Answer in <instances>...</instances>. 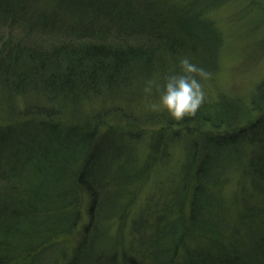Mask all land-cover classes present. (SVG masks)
<instances>
[{
	"label": "trees",
	"instance_id": "1",
	"mask_svg": "<svg viewBox=\"0 0 264 264\" xmlns=\"http://www.w3.org/2000/svg\"><path fill=\"white\" fill-rule=\"evenodd\" d=\"M191 1L181 6L147 0L133 9L126 3L120 7L118 0H82L84 6L79 0H0V26L12 30L17 25L29 35L26 40L0 38V116L14 110L11 100L17 103L16 97L26 95L15 111L36 115L0 127V264H33L25 260L36 259L32 255L57 235L75 234L83 193L89 197L87 226L92 225L94 237L90 251L75 247L67 264H264V78L248 101L238 96L203 102L194 115L179 120L165 110L168 125L195 128L179 184L166 192L158 189L144 213L130 221L128 245L122 241L124 226L112 236L108 222L125 225L122 200L127 189L131 195V188L146 180L164 145L160 135L154 138L147 157L139 161L124 134L104 129L108 110L119 112L126 122H141L139 114L121 102L143 98L146 81L178 71V60L186 54L214 68L222 36L204 11L224 0ZM253 3L264 12V0ZM43 5L81 13L76 24L54 26L50 12L41 16L44 21L32 19L46 11ZM39 22L38 31L45 33L39 31L42 36L36 37L30 30ZM101 98L106 102L100 100L105 104L94 117L63 125L50 120L67 115L84 100ZM31 104L45 106L38 110ZM252 110L258 113L248 120ZM150 114L156 113H145ZM155 120L158 116L146 119ZM243 120L246 123H240ZM128 131V138L142 135L135 126ZM234 168L258 186L243 198L246 210L230 225L225 203L214 189ZM255 226V238L241 235V230Z\"/></svg>",
	"mask_w": 264,
	"mask_h": 264
},
{
	"label": "rangeland",
	"instance_id": "2",
	"mask_svg": "<svg viewBox=\"0 0 264 264\" xmlns=\"http://www.w3.org/2000/svg\"><path fill=\"white\" fill-rule=\"evenodd\" d=\"M32 2V0H30ZM79 6H84L82 0H79ZM119 6H127L130 4L131 7L138 8L143 6L147 0H118ZM258 0H224L221 5H218L213 9H206L204 11V16L213 21L216 28L219 30L222 40L221 46L218 50V55L216 57V62L214 63V68H210L203 63H200L201 66L207 69L210 75L202 80L204 85V89L206 92L205 103H215L220 100V98H233V97H241L245 101H248L249 95L253 94V90L257 86V84L264 78V12L261 11L253 2H257ZM164 2V3H163ZM177 3L181 6L189 5L191 0H160L161 4ZM100 2H98L99 4ZM23 3H20V6ZM193 4H195L193 0ZM11 5V4H10ZM262 5V4H261ZM42 6V5H38ZM70 6V5H67ZM72 6V5H71ZM43 8L46 10L45 12H37L36 18L38 21H44V18L41 16L45 15L47 12L51 13L50 19L53 22L54 26H57L59 22L63 24H76L79 19V13L81 11L74 12L71 9H67L64 6L60 8H56L55 6H45ZM18 9V7H17ZM90 10V9H89ZM89 10L86 14L89 13ZM98 14H101L100 10H98ZM78 12V13H77ZM262 12V13H261ZM85 15V14H84ZM46 16V15H45ZM12 19V16H11ZM56 19V20H55ZM15 24V23H14ZM42 22H39L37 26L30 30L31 33H35L34 36L41 37L39 30L41 28ZM16 25V24H15ZM12 30L6 26H0V38L6 39L8 35H10L13 39L15 37H20L21 39H28L26 33L21 32L22 29L16 25L12 26ZM60 28H64L61 24ZM50 30V28H48ZM50 34H57L55 31ZM58 35V34H57ZM31 39V38H30ZM35 39V38H32ZM42 40V39H41ZM187 55V54H186ZM39 94V93H36ZM156 96L152 95L148 97L143 95V98H137L130 100L131 102H125L123 100L121 104L123 106L129 107L134 111V114H139V117L143 120L141 122L134 121L132 123L126 122L120 116L119 112H111L106 119L108 122L104 129L112 128V132H118L124 134V142L130 146H134L135 148V156L137 159L145 160L149 151L150 142L154 141V138H157L159 135L161 139L164 141V145L160 148L161 154L156 159L155 165L152 167L150 172H148L147 178L145 181L139 182L135 189L132 187V193L129 195V189H127L126 195L122 200V206L127 209L126 214V222L125 225L118 221H108L112 227V236L116 235L117 231L124 226V237L122 236V241L124 244L128 245L129 242V224L130 221L137 219L139 215H142L145 211L146 203L150 198H156L158 194V189L163 192L167 191V188H174L180 182V168L183 164V160L185 158V150L189 148L191 145V139L194 138V135L191 133L195 130L192 125H189L187 128L179 125L177 123L168 125L163 118L162 111H152L148 107V104L154 99ZM32 97V96H30ZM27 98L18 96L16 97L17 103L15 100H11L13 103L14 110L9 114H5V117L0 116V127L5 126L8 122L20 120L26 117H35V113L30 115H26L27 113H31L27 111L25 113L16 112L17 107L22 108ZM123 99V98H122ZM106 102V98L99 99ZM92 100L91 103L86 100L82 101L81 105H77L75 108H69L67 111V115L55 117L54 122H58L60 124L66 123V121H79L82 120L78 117H94L93 114L100 113L102 110L99 109L100 104H105L104 102H99ZM108 101L107 104L108 105ZM38 110L42 109L45 105H34ZM36 107H31L35 109ZM41 107V108H40ZM112 108V107H108ZM32 109V110H33ZM95 112V113H94ZM155 112V115L146 116L145 113ZM258 111L252 110L247 113L248 120H253ZM26 115V116H25ZM41 115V114H39ZM38 115V116H39ZM106 115V113H105ZM158 116V120L155 121H146V119H153ZM97 117V116H96ZM53 122V121H52ZM242 124L246 123V120L240 122ZM135 126L141 132V136L137 139L128 138L126 134H128L129 127ZM166 128V131H163ZM224 129V128H222ZM131 130V129H130ZM165 134V137L163 136ZM13 136L16 137V133H12ZM196 135V134H195ZM250 138V137H249ZM20 143H23L20 140ZM8 149V145L6 146ZM14 149V148H11ZM15 153L12 154L14 156ZM232 155V153L230 154ZM227 179L224 181L223 185L214 189L220 199H222V204L227 210L226 221L232 225L234 222L240 219L242 213L241 210H246L248 203H246L243 198L248 199L247 194L253 190L254 185L258 186V182L253 179L251 176H244L243 173L239 172V169H231L227 170ZM163 195H159L157 202H161V197ZM132 201L129 207V201ZM167 201V199H164ZM256 201L260 203V199L256 198ZM249 204L251 201L249 200ZM80 205V223L76 227L75 234H60L54 238V241L47 245L41 253H35L32 256H35L36 259H27V262H32L33 264H44L40 260L48 261L49 264H67L68 259H71L70 253L73 252V249L79 245L80 247L91 249L90 243L93 240V227L92 225H88L89 220L87 216L86 209L89 206V197L86 193H83L79 199ZM98 215H100L101 210H97ZM115 212V211H113ZM111 219V218H110ZM112 220V219H111ZM87 226L86 231L84 228ZM264 227V225H263ZM255 227H249L241 230V235L245 239H253L257 236L255 233ZM225 240V239H224ZM195 243H200L198 240L193 239ZM240 241L244 243L245 240L240 237ZM227 242V240H226ZM201 244V243H200ZM248 245V244H247ZM248 249V248H247ZM64 251H67L69 254H65ZM54 252V256L47 259V256ZM256 255L257 258L261 257V253L258 252ZM23 262L22 260H19ZM121 262V260H119Z\"/></svg>",
	"mask_w": 264,
	"mask_h": 264
},
{
	"label": "clouds",
	"instance_id": "3",
	"mask_svg": "<svg viewBox=\"0 0 264 264\" xmlns=\"http://www.w3.org/2000/svg\"><path fill=\"white\" fill-rule=\"evenodd\" d=\"M178 65V71H171L162 79H148L143 92L148 97L156 93L155 98L148 104L150 110H166L179 120L186 115H194L205 101L206 92L202 80L210 73L187 55L179 58Z\"/></svg>",
	"mask_w": 264,
	"mask_h": 264
}]
</instances>
